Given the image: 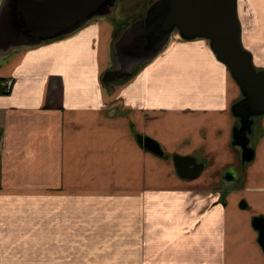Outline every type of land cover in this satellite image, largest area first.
<instances>
[{"label":"crops","instance_id":"obj_1","mask_svg":"<svg viewBox=\"0 0 264 264\" xmlns=\"http://www.w3.org/2000/svg\"><path fill=\"white\" fill-rule=\"evenodd\" d=\"M127 1L0 52V264H264L253 226L264 216V115L243 163L233 144L242 90L209 40L178 32L130 77L106 81L134 21ZM238 15L264 69V0H238ZM176 154L202 172L181 177Z\"/></svg>","mask_w":264,"mask_h":264},{"label":"water","instance_id":"obj_2","mask_svg":"<svg viewBox=\"0 0 264 264\" xmlns=\"http://www.w3.org/2000/svg\"><path fill=\"white\" fill-rule=\"evenodd\" d=\"M118 2L4 0L0 8V52L40 45L73 33L91 19L110 14ZM175 32L185 40H209L218 59L227 65L240 86L243 97L234 104L233 112L240 118L241 127L234 129V138L242 150V162H250L255 155L250 146L255 117L264 114V69L254 65L252 54L242 43L238 0H151L145 15L117 35L116 65L104 79L112 82L130 77L135 68L157 57ZM139 139L150 151L164 154L156 140L142 135ZM174 163L184 178L196 177L204 168L195 156L176 154ZM253 226L264 249V216H255Z\"/></svg>","mask_w":264,"mask_h":264},{"label":"rangeland","instance_id":"obj_3","mask_svg":"<svg viewBox=\"0 0 264 264\" xmlns=\"http://www.w3.org/2000/svg\"><path fill=\"white\" fill-rule=\"evenodd\" d=\"M124 4V2H122ZM129 3V4H128ZM150 4V1L148 0H129V2H125V5H128V10L132 11L133 13V16L131 17L132 19H127L128 21L127 22H131V20H136L137 18H140L142 16L145 15L146 13V9L147 7L149 6ZM131 7V8H129ZM138 7V8H137ZM136 8L138 9V11L135 13V10ZM143 9V10H142ZM141 10V11H140ZM181 37V36H180ZM182 38V37H181ZM264 115V114H263ZM262 116V115H261ZM259 117L260 116H256L255 117V120H256V124H257V121L259 120ZM257 126L254 127V129H256ZM258 134V131L255 130V132L253 134H251V142H250V146H252V144L255 143V138Z\"/></svg>","mask_w":264,"mask_h":264},{"label":"built area","instance_id":"obj_4","mask_svg":"<svg viewBox=\"0 0 264 264\" xmlns=\"http://www.w3.org/2000/svg\"><path fill=\"white\" fill-rule=\"evenodd\" d=\"M5 91H9L10 89H11V82H7L6 84H5ZM1 136V135H0Z\"/></svg>","mask_w":264,"mask_h":264},{"label":"flooded vegetation","instance_id":"obj_5","mask_svg":"<svg viewBox=\"0 0 264 264\" xmlns=\"http://www.w3.org/2000/svg\"><path fill=\"white\" fill-rule=\"evenodd\" d=\"M239 119V124L237 125L238 127H241V123H240V118ZM256 126V120H255V123L253 124V130H254V127Z\"/></svg>","mask_w":264,"mask_h":264},{"label":"trees","instance_id":"obj_6","mask_svg":"<svg viewBox=\"0 0 264 264\" xmlns=\"http://www.w3.org/2000/svg\"><path fill=\"white\" fill-rule=\"evenodd\" d=\"M236 127H237V126H236ZM236 127H235V128H236ZM234 135H235V132H234ZM233 143H234V145L238 146V145H237V139H236V138H233ZM238 147H239V146H238ZM251 147H252V146H251Z\"/></svg>","mask_w":264,"mask_h":264}]
</instances>
